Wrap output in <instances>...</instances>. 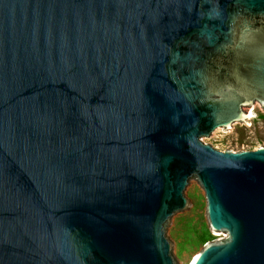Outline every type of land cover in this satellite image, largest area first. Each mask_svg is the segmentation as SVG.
Wrapping results in <instances>:
<instances>
[{
    "label": "water",
    "instance_id": "obj_1",
    "mask_svg": "<svg viewBox=\"0 0 264 264\" xmlns=\"http://www.w3.org/2000/svg\"><path fill=\"white\" fill-rule=\"evenodd\" d=\"M264 108V0H0V264H264V146L201 140ZM264 110V109H263Z\"/></svg>",
    "mask_w": 264,
    "mask_h": 264
},
{
    "label": "rangeland",
    "instance_id": "obj_2",
    "mask_svg": "<svg viewBox=\"0 0 264 264\" xmlns=\"http://www.w3.org/2000/svg\"><path fill=\"white\" fill-rule=\"evenodd\" d=\"M253 116L244 121L234 122L230 128H216L210 135L201 140L219 150H251L264 146V108L255 101L253 106L245 107ZM184 193L193 204L189 208L177 212L168 227L167 236L173 241L172 252L178 264H190L191 260L207 242L225 237L209 227L207 218V202L205 192L196 178H191Z\"/></svg>",
    "mask_w": 264,
    "mask_h": 264
},
{
    "label": "bare ground",
    "instance_id": "obj_3",
    "mask_svg": "<svg viewBox=\"0 0 264 264\" xmlns=\"http://www.w3.org/2000/svg\"><path fill=\"white\" fill-rule=\"evenodd\" d=\"M252 116H253V112L251 111L249 117H252ZM249 117H248V118H249ZM195 257H196V255L193 257V259L191 260L190 264H192V262H193V260L195 259Z\"/></svg>",
    "mask_w": 264,
    "mask_h": 264
}]
</instances>
